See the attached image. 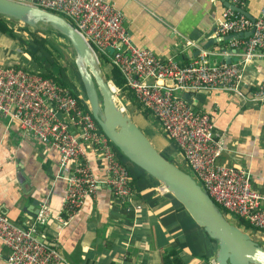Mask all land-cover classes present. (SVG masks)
<instances>
[{
	"label": "built area",
	"instance_id": "built-area-1",
	"mask_svg": "<svg viewBox=\"0 0 264 264\" xmlns=\"http://www.w3.org/2000/svg\"><path fill=\"white\" fill-rule=\"evenodd\" d=\"M12 1L56 13L70 21L90 44L98 62L108 61L120 71L124 87L132 92L141 109L150 112L149 117L159 124L162 135L178 145L192 176L200 181L216 205L224 213L264 230V193L253 189L248 170L217 162L225 151V143L212 114L198 111L183 98L185 92L194 99L200 91H215L246 99L243 75L249 64L264 57V4L254 20L226 7L217 22L218 37L253 30L249 37L234 38L228 43L233 49L243 47L238 60L216 63L210 58L216 52L200 49L192 61L183 64L171 56L158 57L137 45L125 27L122 10L108 1ZM228 1L242 9L247 3V0ZM186 46L196 44L187 40ZM221 54L229 55V51L224 49ZM114 86V95L123 96L124 91L115 83ZM250 100L264 103V78ZM119 106L126 110L124 105ZM2 115L58 152L59 169L65 170L61 178L66 182L65 198L56 215L49 204L43 203L33 220L20 226L0 209V241L10 250L9 264H67L56 246L41 237L40 228L52 219L58 221L59 229L66 225L101 185L110 187L125 202L127 212H140L141 203L133 200L129 168L101 131L83 93L74 94L69 86L40 72L0 64ZM95 161L102 165V179L93 171ZM210 264L217 263L213 260Z\"/></svg>",
	"mask_w": 264,
	"mask_h": 264
},
{
	"label": "crops",
	"instance_id": "crops-1",
	"mask_svg": "<svg viewBox=\"0 0 264 264\" xmlns=\"http://www.w3.org/2000/svg\"><path fill=\"white\" fill-rule=\"evenodd\" d=\"M105 1L122 10L133 41L158 57L189 63L210 39H218L206 48L216 52L210 57L213 62L229 58L234 62L243 51V47L229 46L232 39L220 40L215 34L226 8L223 0ZM263 4L264 0H247L244 10L255 17ZM9 26L13 34L0 33V64L42 71L25 49L31 40L29 29L21 22ZM187 40L196 46L187 47ZM224 49L229 55L221 54ZM263 78L261 57L243 75L246 99L230 92L200 91L190 102L198 111L212 114L223 137L225 151L217 162L248 170L253 189L260 193H264V103L251 101L250 95ZM172 155L182 156L178 151ZM179 160L184 161L183 156ZM128 168L133 200L142 205L139 213L127 212L125 202L110 187L101 185L66 225L59 229L58 221L52 219L42 226L41 237L56 246L67 264H210L215 260L218 243L158 180L136 165ZM93 171L99 179L104 176L100 162H93ZM63 175L57 151L8 116H0V209L12 222L25 226L32 221L34 200L39 202L38 209L47 203L58 214L66 194ZM9 252L0 241V264H9Z\"/></svg>",
	"mask_w": 264,
	"mask_h": 264
},
{
	"label": "water",
	"instance_id": "water-1",
	"mask_svg": "<svg viewBox=\"0 0 264 264\" xmlns=\"http://www.w3.org/2000/svg\"><path fill=\"white\" fill-rule=\"evenodd\" d=\"M223 1L226 7L254 20V16L246 10L230 4L228 0ZM0 14L32 28L41 26L46 30L51 27L69 40V49L74 53L75 65L97 124L130 162L158 180L195 223L217 241V264H264V246L247 231L231 223L198 181L168 158L127 111L117 104L112 90L113 81L105 80L90 44L70 22L56 13L12 0H0ZM252 32L232 34L220 40L247 38ZM217 40L210 39L203 48H209ZM199 53L200 49L193 55L196 57ZM227 62L230 63L231 59ZM183 98L191 102L190 93L185 92ZM38 204L34 200L36 210L31 211L32 216L38 213Z\"/></svg>",
	"mask_w": 264,
	"mask_h": 264
},
{
	"label": "trees",
	"instance_id": "trees-1",
	"mask_svg": "<svg viewBox=\"0 0 264 264\" xmlns=\"http://www.w3.org/2000/svg\"><path fill=\"white\" fill-rule=\"evenodd\" d=\"M14 22H17V21L14 19H11V18H7V17L0 14V33L2 34V33H8L9 32L10 34H13V29L11 26H9V23H14ZM68 22H70V21H68ZM25 27L27 29H29V35L31 37V40L27 43V47L25 49H26L27 53H29V55L34 60H36L38 65L41 66V68L43 69L42 71H40V73H42L44 76L53 77L57 82H59L63 86H67V87L70 86L68 84V82L66 81L67 80L66 75H64V72H65L64 67L61 64H59L57 62V60H55L53 58V54L51 51L52 47L50 48V42L46 36L47 30H43L41 28V26H39L38 28H32L28 25H25ZM49 30H51L52 32H54L58 36L63 37L67 41H69L65 36H63L62 34H60L57 31H55L53 28L49 27ZM74 65H75V62H74ZM100 66H101L102 72L105 71L103 74L105 80H107V81L112 80L118 87H120L124 91V93L128 94V98L130 100V104L128 105V108H130L131 110L140 112L141 115L143 114L145 117H149L150 112L147 110L141 109L140 104L136 101L132 92L127 91V89L124 87L125 80H124L122 74L120 73V71L108 61L101 63ZM75 67H76V65H75ZM76 69H77V67H76ZM78 75H79V73H78ZM79 78H80V76H79ZM80 81H81V79H80ZM73 92H74V94H78L77 89L76 90L74 89ZM166 139H164V140H166ZM164 142L165 143H174L175 148L181 154V151L175 142H173L169 139H167ZM159 148L167 157L170 153H172V152H170V149L166 150V147L162 148L159 146ZM118 152L120 154V158L123 159V162L127 167L130 164L134 165L120 152V150H118ZM189 173L191 174L192 172H189ZM130 175H131V172H130ZM131 178H132V176H131ZM219 209H220V207H219ZM221 211H223V210L221 209ZM225 213H224V215H225ZM226 214H228V213H226ZM225 217H226V215H225ZM236 219H237L238 223L235 225H237L238 227H241L243 230L247 231V230L251 229L254 232H260V233L264 234V230H257L256 228H253L249 223L243 221L242 219H240V218H236ZM211 240H213L214 242L217 243L216 240H214V239H211Z\"/></svg>",
	"mask_w": 264,
	"mask_h": 264
},
{
	"label": "rangeland",
	"instance_id": "rangeland-1",
	"mask_svg": "<svg viewBox=\"0 0 264 264\" xmlns=\"http://www.w3.org/2000/svg\"><path fill=\"white\" fill-rule=\"evenodd\" d=\"M16 23L19 24L18 21ZM46 30H47L46 36L49 39L50 48L52 47L51 51L53 54V58L55 60H57V62L64 67V69H65L64 75H66V77H67L66 81L70 85L69 86L70 89L72 91H74V89L75 90L77 89L78 92L85 94L84 89L82 88L83 85H82L80 78H79V75H78V71L74 65V62H75L74 61V53L69 49V47H70L69 41H67L63 37L58 36L57 34L52 32L51 30H49V28H47ZM34 61L37 63L36 60H34ZM40 68H41V66H40ZM104 72H102V74H104ZM112 88L114 91L116 90L115 86H112ZM115 98H116V101L118 102L119 105L125 106L127 113L139 124L140 128L143 129V131L151 138V140L155 143V145L158 148H159V146L162 148L166 147V150L170 149V151L173 154H175L177 149L175 148L174 143H165L164 142L167 139L162 135L161 128L154 118L145 117L143 114L141 115L140 112L134 111V110H131L130 108H128V106H126V105H127L128 101H129L128 105L130 104V100L128 98L127 93H124L123 96L117 95L115 93ZM164 139H166V140H164ZM172 153H170V154L168 153L169 154L168 157L172 161H174L176 164H178L179 166H181L183 169L187 170L188 172H192L191 168H189L186 165L185 161L179 160V158L182 159V156H180L178 158V155L173 156ZM176 159H178V160H176ZM225 215H226V218L231 223H233V224L238 223L236 217H234L233 215L226 214V213H225ZM247 232L252 236V238L254 240H256L259 244L264 246V234H262L260 232H254L251 229L247 230Z\"/></svg>",
	"mask_w": 264,
	"mask_h": 264
},
{
	"label": "bare ground",
	"instance_id": "bare-ground-1",
	"mask_svg": "<svg viewBox=\"0 0 264 264\" xmlns=\"http://www.w3.org/2000/svg\"><path fill=\"white\" fill-rule=\"evenodd\" d=\"M112 90H113V88H112ZM114 91V90H113Z\"/></svg>",
	"mask_w": 264,
	"mask_h": 264
}]
</instances>
